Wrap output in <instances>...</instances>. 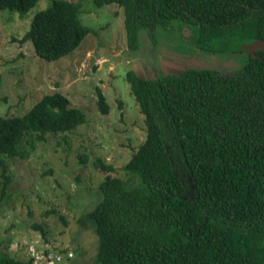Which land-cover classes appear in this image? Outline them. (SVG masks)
<instances>
[{
  "label": "trees",
  "instance_id": "16d2710c",
  "mask_svg": "<svg viewBox=\"0 0 264 264\" xmlns=\"http://www.w3.org/2000/svg\"><path fill=\"white\" fill-rule=\"evenodd\" d=\"M38 1L0 0V10L21 18ZM49 1L18 41L54 61L78 48L90 29L81 22L78 2ZM93 2L122 7L128 49L139 47L140 29L172 20L197 26L196 45L204 49L243 50V43L264 42V0ZM255 53L231 74L187 69L145 79L126 72L146 137L123 166L132 183L112 175L114 166L100 156L92 161L102 175L94 182L99 202L86 213L98 240L96 264H264V47ZM95 97L99 112L107 114L99 89ZM84 122L85 113L58 91L42 95L24 115H0V203L9 182L5 161L23 156L19 146L28 132L45 140ZM79 157L86 161V154ZM50 212L57 211L45 215ZM33 227L45 236L43 226ZM69 253L53 254L61 256L55 264ZM47 259L0 253V264Z\"/></svg>",
  "mask_w": 264,
  "mask_h": 264
},
{
  "label": "rangeland",
  "instance_id": "374dc122",
  "mask_svg": "<svg viewBox=\"0 0 264 264\" xmlns=\"http://www.w3.org/2000/svg\"><path fill=\"white\" fill-rule=\"evenodd\" d=\"M74 1L90 32L78 48L54 61L37 56L30 42L18 41L49 0H39L21 18L15 10H0V115H24L42 95L54 91L85 113V122L72 131L47 134L45 140L28 132L19 146L23 156L6 159L9 182L0 203V253L29 259L67 250L73 256L59 264H96L98 240L86 213L99 202L94 182L102 175L92 161L100 156L114 166L112 175L132 183L123 166L146 137L144 116L126 72L134 70L145 79L187 69L231 74L241 70L249 52L199 47L198 27L180 20L140 29L139 47L128 49L122 7ZM96 88L106 98L107 114L96 105ZM3 181L0 168V189ZM51 209L57 212L45 215ZM34 223L43 226L45 236Z\"/></svg>",
  "mask_w": 264,
  "mask_h": 264
},
{
  "label": "water",
  "instance_id": "95a60500",
  "mask_svg": "<svg viewBox=\"0 0 264 264\" xmlns=\"http://www.w3.org/2000/svg\"><path fill=\"white\" fill-rule=\"evenodd\" d=\"M243 48L245 50H247L248 52H250L253 56H256V50L259 49L260 47H264V42L262 40L259 41H255L252 43H248V44H243L242 45Z\"/></svg>",
  "mask_w": 264,
  "mask_h": 264
},
{
  "label": "built area",
  "instance_id": "2783aa9c",
  "mask_svg": "<svg viewBox=\"0 0 264 264\" xmlns=\"http://www.w3.org/2000/svg\"><path fill=\"white\" fill-rule=\"evenodd\" d=\"M72 254V253H71ZM71 254L69 253L68 254V256H71ZM37 259H40V258H42V259H46V258H48L47 259V261H46V264H50V259L49 258H51V260L53 261V263L55 264V261H58L60 258H61V256H59V255H53V254H50V255H48L47 257L46 256H38V257H36ZM55 259V260H54Z\"/></svg>",
  "mask_w": 264,
  "mask_h": 264
}]
</instances>
